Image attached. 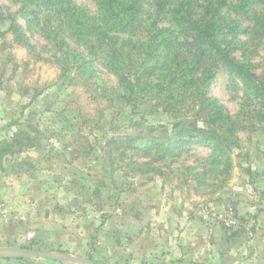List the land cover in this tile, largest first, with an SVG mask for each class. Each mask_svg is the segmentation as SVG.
<instances>
[{"label":"rangeland","instance_id":"374dc122","mask_svg":"<svg viewBox=\"0 0 264 264\" xmlns=\"http://www.w3.org/2000/svg\"><path fill=\"white\" fill-rule=\"evenodd\" d=\"M78 1L95 10L90 0ZM0 5L25 26L17 4ZM9 22L0 21V139L11 138L15 120L44 136L29 151L36 157L25 151L0 161V247L35 241L39 249L99 264H264V123L239 133L243 157H235L229 177L215 189L212 178L197 186L198 164L210 155L206 146H191L172 160L168 177L150 179L130 169L129 148L107 144L132 131L129 109L117 112L116 102L96 99L90 85L62 76L58 50L44 37L31 34L34 51L14 43L11 32L2 35ZM100 69L90 81L114 84L115 77ZM210 95L228 112L238 111L225 73ZM184 165L198 167L185 177ZM242 242L246 247L237 245ZM0 264L76 263L0 257Z\"/></svg>","mask_w":264,"mask_h":264},{"label":"trees","instance_id":"16d2710c","mask_svg":"<svg viewBox=\"0 0 264 264\" xmlns=\"http://www.w3.org/2000/svg\"><path fill=\"white\" fill-rule=\"evenodd\" d=\"M8 1L19 6L25 26L0 5L1 23L10 21L2 35L11 32L14 43L30 50L37 48L31 34L44 37L58 50L62 76L90 85L96 99L116 102L117 112L129 109L132 131L107 144L130 149L127 164L135 173L168 177L183 152L206 146L210 155L198 164L197 186L212 178L215 189L229 177L235 157H243L239 133L264 123V0H90L94 11L78 0ZM100 67L114 84L90 81ZM220 72L238 100L236 113L210 95ZM15 123L11 138L0 139V161L42 145L37 127ZM166 159L175 160L161 164ZM198 166L184 165L185 177Z\"/></svg>","mask_w":264,"mask_h":264},{"label":"water","instance_id":"95a60500","mask_svg":"<svg viewBox=\"0 0 264 264\" xmlns=\"http://www.w3.org/2000/svg\"><path fill=\"white\" fill-rule=\"evenodd\" d=\"M0 257H27L44 258L59 262H69L76 264H99L85 257L72 255L59 250L39 249L25 246H2L0 247ZM164 264H199L194 262H173Z\"/></svg>","mask_w":264,"mask_h":264},{"label":"crops","instance_id":"0c3cea01","mask_svg":"<svg viewBox=\"0 0 264 264\" xmlns=\"http://www.w3.org/2000/svg\"><path fill=\"white\" fill-rule=\"evenodd\" d=\"M30 150H34L33 148L32 149H29L27 152H29ZM25 153V152H24ZM29 154H31L32 155V152H29ZM33 157H36L34 154L32 155ZM32 157V158H33ZM23 160V159H22ZM234 223H235V220H234ZM242 243H244V244H242ZM241 244H237V245H245L244 247H246V244H245V242H242ZM234 248H235V246H234ZM239 249V248H238ZM239 251V250H238Z\"/></svg>","mask_w":264,"mask_h":264}]
</instances>
